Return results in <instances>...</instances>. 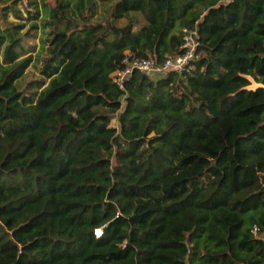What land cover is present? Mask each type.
Returning <instances> with one entry per match:
<instances>
[{"label": "trees", "instance_id": "obj_1", "mask_svg": "<svg viewBox=\"0 0 264 264\" xmlns=\"http://www.w3.org/2000/svg\"><path fill=\"white\" fill-rule=\"evenodd\" d=\"M20 1L0 0V264H264V0H103L96 23L94 0ZM186 30L191 71L117 84Z\"/></svg>", "mask_w": 264, "mask_h": 264}, {"label": "rangeland", "instance_id": "obj_2", "mask_svg": "<svg viewBox=\"0 0 264 264\" xmlns=\"http://www.w3.org/2000/svg\"><path fill=\"white\" fill-rule=\"evenodd\" d=\"M40 5V10L45 16L46 19H49L50 16L47 13L45 15L44 9L42 6L43 0H37ZM50 8H55L61 1H67V0H44ZM71 4H74V0H70ZM74 1V2H73ZM94 15H91V12L87 10L89 8V4L86 6V10L84 11V14H86V18H89L90 22L96 23V22H106L108 19H110V10H111V5L113 4L112 2L110 3L109 1H103V0H94ZM3 5L0 4V8ZM18 6L20 7L23 15L28 16L27 10L30 9L29 5V0H21L18 3ZM72 7V6H71ZM73 9V8H72ZM70 13V12H69ZM88 16V17H87ZM8 20H13L14 22H22L25 23V28L23 29L24 32H29L30 29V22L29 21H22V19H17L14 15L13 12H9ZM126 21L125 18H122L118 21L120 25L124 24ZM8 21H4V18L2 16V13L0 12V24L2 27H5L7 25ZM38 24H41V20L39 19ZM49 28V29H48ZM46 32H52L53 27H48ZM27 32V33H28ZM24 43L26 48L28 49H33V58H34V63L26 70L24 76L20 79L19 81V86L23 90L27 89V87L30 86V84H34L39 82L40 80L44 79L41 71L43 69L44 65V60L48 57V51L47 47H44L42 49L41 46V38L43 37L44 40H47L49 38V35L42 32L41 26L38 27L37 30L32 31L28 35H24ZM46 79V78H45ZM48 79H46L47 81ZM258 84L254 83L252 87H256ZM113 124L118 125V120L114 119Z\"/></svg>", "mask_w": 264, "mask_h": 264}, {"label": "built area", "instance_id": "obj_3", "mask_svg": "<svg viewBox=\"0 0 264 264\" xmlns=\"http://www.w3.org/2000/svg\"><path fill=\"white\" fill-rule=\"evenodd\" d=\"M196 30H186L183 43V53L179 55H170L163 62L159 63L151 57H134L127 56L124 60L125 67L116 72L115 81L121 87L124 86L125 81L136 71H141L150 77H159L160 75L168 74L175 70L178 72H189L194 68V59L196 58V51L198 48V41L196 39ZM259 228L256 226L253 229L255 234H259ZM101 229L96 230L98 236L101 235Z\"/></svg>", "mask_w": 264, "mask_h": 264}]
</instances>
